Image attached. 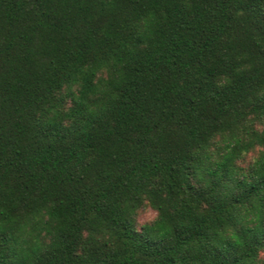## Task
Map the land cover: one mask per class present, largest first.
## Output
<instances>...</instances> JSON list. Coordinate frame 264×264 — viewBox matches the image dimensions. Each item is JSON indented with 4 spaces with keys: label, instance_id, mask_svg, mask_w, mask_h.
I'll return each instance as SVG.
<instances>
[{
    "label": "trees",
    "instance_id": "16d2710c",
    "mask_svg": "<svg viewBox=\"0 0 264 264\" xmlns=\"http://www.w3.org/2000/svg\"><path fill=\"white\" fill-rule=\"evenodd\" d=\"M263 250L264 0H0V264Z\"/></svg>",
    "mask_w": 264,
    "mask_h": 264
},
{
    "label": "rangeland",
    "instance_id": "374dc122",
    "mask_svg": "<svg viewBox=\"0 0 264 264\" xmlns=\"http://www.w3.org/2000/svg\"><path fill=\"white\" fill-rule=\"evenodd\" d=\"M154 215H155L154 210H152V209L149 208V207H145L144 209H142V210L139 212V215H138V221H139L140 223H141V222L148 221V220H150L151 218H153ZM261 256L264 257V250L261 252Z\"/></svg>",
    "mask_w": 264,
    "mask_h": 264
}]
</instances>
